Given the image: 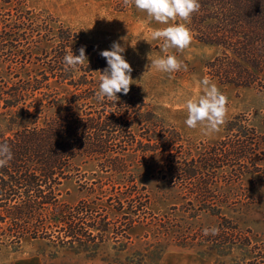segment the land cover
<instances>
[{
    "label": "trees",
    "instance_id": "1",
    "mask_svg": "<svg viewBox=\"0 0 264 264\" xmlns=\"http://www.w3.org/2000/svg\"><path fill=\"white\" fill-rule=\"evenodd\" d=\"M2 2L17 7L0 17V54L7 46L16 56L27 41L28 53H21L31 62H22L15 71L0 67V142H7L13 153L0 168V224L15 230L10 242L20 245L32 238L97 254L111 243L127 250L142 229L146 238L157 232V238L164 236L182 247L203 246L227 256L237 252L232 264H264V241L226 214L227 209L246 206L248 198L240 200L236 192L251 181L245 179L263 172L256 163V153L264 150L263 131L248 116H239L228 124L231 140L180 158L181 135L166 131L154 113L143 110L144 104L132 99L123 103L127 95L122 93L116 103L97 101L98 70L107 62L101 55L91 58L92 48L81 35L62 24L52 26L50 15L33 17L35 12L21 10L17 0ZM200 4L188 27L199 42L221 49L208 63L209 74L223 86L264 90V0ZM36 21L42 25L35 26ZM82 46L88 65L66 71L63 57L70 49L79 55ZM243 158L249 165L242 164ZM128 159L134 167L137 162V169L149 164L175 192L171 215L156 212L152 191L136 173L126 175ZM91 161L103 169L109 162L121 176L94 182L74 204L62 203V184L79 163ZM49 211L54 217L44 220ZM178 211L182 219L173 218ZM204 216L214 220L207 228H218V235H203L206 227L197 222ZM197 224L202 226L196 229ZM139 256L131 264H156L159 259L148 263L147 255Z\"/></svg>",
    "mask_w": 264,
    "mask_h": 264
},
{
    "label": "rangeland",
    "instance_id": "2",
    "mask_svg": "<svg viewBox=\"0 0 264 264\" xmlns=\"http://www.w3.org/2000/svg\"><path fill=\"white\" fill-rule=\"evenodd\" d=\"M2 1L4 0H0V17L7 16L8 12L15 13L16 4H4ZM17 1L21 10L34 11L33 17L44 13L43 17L40 16L44 19L46 15H50L55 20L53 24L51 22L52 26L58 28L62 24L81 35L87 45L92 48L91 58L100 55L103 50H111L113 42L120 43L125 48L122 55L132 66L131 76L135 80L130 86L126 100L121 102L125 103L132 99L135 104H144L143 110L154 113L157 122L164 126L166 131L178 132L182 137L177 144L181 146L180 158L209 152L224 140H231L234 135L228 132L227 127L230 121L239 116H248L251 122L263 131L260 133L264 136V90L223 86L218 80L213 79L209 74L208 63L220 54L221 49L218 47L201 43L192 34L193 39L189 48L183 52L170 50V54L176 55L183 61L188 70L171 74L161 73L150 68L148 56L158 58L163 55L159 48L160 42L152 41L151 33L166 25L151 20L145 12L137 10L134 5L125 7L123 0ZM40 25L42 21L35 22V26ZM34 37V41H38L39 37L37 35ZM50 37L52 38V35ZM29 41L33 44L31 35H29ZM28 46L27 41H24L18 48L22 50L21 52L28 53ZM9 48L6 46L1 51L0 67L4 66L15 71L17 67H22L24 62L26 65H31V62L25 61L21 52H14L16 56L11 55ZM4 61L7 63L4 64ZM205 76L209 77L228 98L226 123L218 133L211 135L204 134L200 128L190 129L185 125L187 113L179 99L182 96L195 97L201 94L198 81ZM58 88L63 91L62 87L58 86ZM173 134L176 138L177 135ZM256 154L259 156L256 163L263 172L256 174L253 178L245 179V181H251H246L236 192L241 195L240 200L248 198L244 200L248 203L245 207L240 205L236 210L227 209L226 214L240 221L242 227L252 229L256 240L264 241V184L260 181V179L264 180V150ZM241 162L249 165L245 158ZM132 163L128 159L129 168L126 175L130 177L136 173L139 181L152 191L156 212L171 215V206L177 204L175 192L158 179L157 172L150 168L149 164H144L137 169L139 166L137 162L135 167V163L133 165ZM106 166L107 168L103 169L95 161L79 163L72 177L61 186L62 203L74 204L85 196L87 188L92 187L94 182L102 180L109 182L121 176L112 171L109 162ZM50 213L51 211L45 212L43 219L46 220V217L52 219L54 215ZM174 217L182 219V212L178 211ZM213 221L212 218L204 216L197 223H204L205 227H210L214 225ZM196 226L198 229L202 225ZM0 227H2L0 228V264H131V259L141 258L140 254L147 255L145 260L148 263L152 258H159L156 259V264H232L237 254L235 252L234 255L227 256L219 251L207 250L203 246H178L164 236L157 238V232L146 238L142 229L135 232L134 242L127 250L120 251L111 243L99 250L97 254H93L56 247L46 240L32 238L25 239L20 245H14L10 242V237L15 230L8 229L5 224H0Z\"/></svg>",
    "mask_w": 264,
    "mask_h": 264
},
{
    "label": "clouds",
    "instance_id": "3",
    "mask_svg": "<svg viewBox=\"0 0 264 264\" xmlns=\"http://www.w3.org/2000/svg\"><path fill=\"white\" fill-rule=\"evenodd\" d=\"M130 4L137 10L145 12L151 20L166 25L151 33V40L160 42L159 48L163 55L158 58H151L149 55L150 68L168 74L180 70L187 71V65L176 55L170 54V50L183 52L191 45L193 36L188 24L191 23L192 16L200 11V0H123L125 7ZM124 51L125 48L120 43L113 42L111 50L100 52L107 62V67L102 71L98 70L99 87L95 92L98 102L107 100L116 103L119 99L117 94L127 95L130 86L134 84L135 80L131 76L133 69L122 55ZM63 63L66 71H76L85 63L88 65L85 48L82 46L79 49V55L73 54L70 49L63 57ZM198 83L201 94L179 98L187 113L184 123L190 129L200 128L206 135L218 133L226 123L228 98L209 77H203ZM12 158L10 145L7 142H0V168L6 167ZM218 234V228L203 229L205 236Z\"/></svg>",
    "mask_w": 264,
    "mask_h": 264
}]
</instances>
